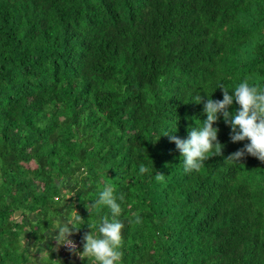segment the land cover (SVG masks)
Instances as JSON below:
<instances>
[{"label": "trees", "instance_id": "obj_1", "mask_svg": "<svg viewBox=\"0 0 264 264\" xmlns=\"http://www.w3.org/2000/svg\"><path fill=\"white\" fill-rule=\"evenodd\" d=\"M245 80L264 91V0H0V264H88L53 237L78 213L83 251L105 185L120 264H264V162H226L250 141L219 114L222 153L185 171L170 139Z\"/></svg>", "mask_w": 264, "mask_h": 264}, {"label": "clouds", "instance_id": "obj_2", "mask_svg": "<svg viewBox=\"0 0 264 264\" xmlns=\"http://www.w3.org/2000/svg\"><path fill=\"white\" fill-rule=\"evenodd\" d=\"M223 88V99L214 100L211 97L205 102L203 97L197 96L196 103H204V113L207 119L203 121L202 126L190 127L187 139H180L175 135L170 137L181 152L182 163L185 171L199 170L205 160L210 156L207 154L215 149V153H222L223 145L218 141L219 128L213 127L218 121L219 114H223L225 122L230 125V139L233 143L248 140L244 148L232 153L226 162H240L242 158L249 154L264 162V91L258 86H250L247 80L240 83L230 95L226 87ZM237 102L239 108L235 113L228 111L233 102ZM167 135V134H165ZM149 169L141 164L139 172L141 174ZM165 175L156 173L155 179L163 181ZM119 200H124V195L119 196ZM106 206L110 213L100 217L97 221L89 223L90 232L85 233L83 237V251H79L70 237L74 229H79L76 222H84L77 213L75 222L72 219L63 221L58 230V235L53 238L58 245H65L74 255L81 259H87L88 264H120L122 258V229L125 225L117 217L121 214V205L117 203V197L114 195V188L111 185H105L100 192L99 197L86 204L89 212L91 208H100ZM135 215L134 223H141L139 215ZM91 219V217H90ZM89 219V220H90ZM97 232L99 234H97Z\"/></svg>", "mask_w": 264, "mask_h": 264}, {"label": "built area", "instance_id": "obj_3", "mask_svg": "<svg viewBox=\"0 0 264 264\" xmlns=\"http://www.w3.org/2000/svg\"><path fill=\"white\" fill-rule=\"evenodd\" d=\"M71 240H73V239H71ZM73 241L75 242V244L77 246V249H78L80 247V245H81V241L80 240H73ZM64 247H66L68 249L67 246L64 245Z\"/></svg>", "mask_w": 264, "mask_h": 264}, {"label": "rangeland", "instance_id": "obj_4", "mask_svg": "<svg viewBox=\"0 0 264 264\" xmlns=\"http://www.w3.org/2000/svg\"><path fill=\"white\" fill-rule=\"evenodd\" d=\"M33 166V165H32ZM34 167V166H33ZM78 250H80V248H78ZM75 256H78V255H75ZM76 259L77 261H79V256L78 257H75V262H76Z\"/></svg>", "mask_w": 264, "mask_h": 264}]
</instances>
